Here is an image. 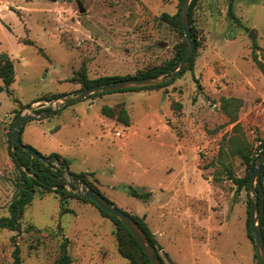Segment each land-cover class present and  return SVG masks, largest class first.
<instances>
[{
  "label": "rangeland",
  "instance_id": "1",
  "mask_svg": "<svg viewBox=\"0 0 264 264\" xmlns=\"http://www.w3.org/2000/svg\"><path fill=\"white\" fill-rule=\"evenodd\" d=\"M229 2L198 0L193 70L168 86L89 94L50 113L63 103L51 95L85 89L83 71L89 78L134 75L172 59L185 38L160 16L176 14L179 0H0V68L8 59L14 65L11 92L0 91V217L19 192L11 139L19 111L40 115L25 123L23 143L46 157L59 153L70 172L93 173L89 179L105 197L145 216L165 264H260L248 191L231 175L247 174L235 151L243 141L257 160L262 150L264 69L254 56L264 66V0H234L238 20ZM225 98L236 101L225 107ZM65 178L70 183L67 172ZM124 184L154 198L132 197ZM189 193L197 195L187 201ZM160 196L167 197L163 208ZM60 202L55 192L38 193L19 230L0 228V264L13 261L15 243L21 264H55L63 236L71 264H132L120 253L115 222L94 203L70 198L65 207L73 212L63 214Z\"/></svg>",
  "mask_w": 264,
  "mask_h": 264
},
{
  "label": "trees",
  "instance_id": "2",
  "mask_svg": "<svg viewBox=\"0 0 264 264\" xmlns=\"http://www.w3.org/2000/svg\"><path fill=\"white\" fill-rule=\"evenodd\" d=\"M234 0H230L229 2V14L232 18H236L233 6H234ZM182 0H179V6H181ZM198 0H192L190 9H189V17L191 22V35L192 38L195 40V51L190 57L188 61L187 69L193 70L194 63H195V57L196 52L199 46L198 39H197V32L192 24V15L194 8L196 6V3ZM160 18L168 23H171L174 28H176L182 36H184L185 40L184 43L181 45L180 48H178L176 54L172 59L167 61L165 64L154 67L153 69L141 71L134 75L128 74V75H115V76H104L99 78H89L85 71L81 72L80 76V83L82 84V88H89L94 85L108 83L112 81H117L121 79H127V78H144V77H154V76H163L170 74L173 70H175L183 55L185 54V51L187 49V40L184 33V28L180 16V10L174 14H168L163 13ZM237 19V18H236ZM238 20V19H237ZM254 59L257 61V63L264 69L263 64L258 60L256 54L254 56ZM4 67L0 68V76L3 78L4 85L0 86L1 90H7L10 91L11 83L14 81V65L10 59L5 60ZM183 70V72L185 71ZM172 82H167L159 85H153V86H145V87H133V88H127L124 90H141V89H154V88H160L164 86H168ZM104 94V93H101ZM101 94H95V95H101ZM64 94H53L51 95V98H59L63 96ZM236 100L233 98L223 99V102L225 104V107L227 104H231L232 102H235ZM240 102V101H239ZM226 109V108H225ZM103 112L109 116H114L113 110L110 107H103ZM19 111L17 112L18 115ZM233 120L236 119V116H234ZM126 124H128V119L126 117L125 119ZM24 131V127L21 131V135ZM261 152L264 151V139H262V145H261ZM17 152H15L16 161L18 164V167L21 171V177L19 181V192L18 195L14 198V200L11 202L9 206V214L7 216H1L0 217V228H6L9 230H19L21 228V221L24 216L26 208L32 203L35 196L38 193L43 192H55L60 199V208L61 213H67V212H73L72 209L65 207V203L70 198H79L82 200H87L92 203H94L100 210V212L104 216L110 217L116 224V236L118 238V244H119V250L123 257L129 259L132 264H152L150 259L148 258L147 254L145 253L144 249L140 245V243L137 241V239L134 237V235L130 232V230L124 225V223L116 218L115 216L110 215L108 212L102 210L95 202L90 200L89 198H84L78 195L75 192L69 191L67 189V185H70L72 188H74V185L70 182L68 183L65 178V173L69 169V160L59 153H51L48 157H55L60 162V166H53L51 164H46L43 161L39 159L32 158V156L21 149L20 147L16 146ZM244 159V162L247 167V174L244 177H235L231 175V179L234 180V182L240 187V188H246L248 191L249 201H248V228L249 233L253 237V232L251 228V197H250V177L251 174L255 168L256 160L257 158L253 156L252 151L248 143L243 141V144L241 147H237L236 150ZM72 175L85 182L87 185H89L93 190L99 192L102 194L100 189L89 179L90 172H80V173H74L71 172ZM264 168L262 175L260 177V181L257 184L256 190L257 195L259 198V224L261 231L263 233L264 237V184H263V178H264ZM123 190H125L130 196L141 199L145 202H148L151 200L153 192L149 189L139 188L135 187L132 184H124L121 186ZM103 195V194H102ZM107 198V197H106ZM108 199V198H107ZM111 201V200H110ZM128 213V212H127ZM129 214V213H128ZM133 219L138 223L140 228L143 230L147 238L150 240L151 244L155 247V249L159 252L162 250V246L158 242L156 235L154 232L150 229L147 222L145 221V216L141 217L139 215H131ZM69 243L70 240L68 237L63 236V240L60 244V253L58 258L56 259L55 264H71L72 263V257L69 253ZM166 256L168 257V253H166ZM163 261V259H162ZM22 263V257H21V249L18 243H15V248L13 251V261L9 264H21ZM165 264V262L163 261Z\"/></svg>",
  "mask_w": 264,
  "mask_h": 264
},
{
  "label": "water",
  "instance_id": "3",
  "mask_svg": "<svg viewBox=\"0 0 264 264\" xmlns=\"http://www.w3.org/2000/svg\"><path fill=\"white\" fill-rule=\"evenodd\" d=\"M192 0H182L180 6V16L184 28V33L186 40L188 41V46L183 55L178 67L173 70L170 74L163 76H154V77H144V78H127L121 79L117 81H112L108 83L94 85L89 88L82 89L77 96L74 97H59L55 100H62L63 103L59 104L57 107H54L50 113H54L57 108L62 107L63 105L76 102L89 94H98L113 90H119L123 88H133V87H145V86H153L159 85L166 82L173 81L186 67L192 53L195 49V40L191 35V26L189 20V9ZM250 36L253 37V31H251ZM3 58H8V54H1ZM54 104V102L52 103ZM31 109V106L28 107ZM34 117H40V115L36 116L30 113H20L16 116L12 132L11 139L13 145L16 147H20L27 153H29L33 158L39 159L44 163H49L50 161H55L58 166L61 165V162L55 157H46L37 151L32 146L26 145L23 143L21 139V131L25 125V123L33 119ZM264 167V151L258 156L257 163L250 177V191L253 196L251 203V228L255 239V244L258 250V256L260 260V264H264V237L259 224V198L257 195V184L260 181V177ZM67 175L70 182L74 185V191L78 195L84 198H89L93 202H95L102 210L108 212L110 215L115 216L120 219L124 225L130 230V232L134 235L137 241L140 243L148 258L152 262V264H164L159 252L155 249V247L151 244L150 240L147 238L143 230L140 228L138 223L133 219V217L119 208L114 202L107 199L101 193L93 190L89 185L84 183L83 181L75 178L70 171L67 170Z\"/></svg>",
  "mask_w": 264,
  "mask_h": 264
},
{
  "label": "crops",
  "instance_id": "4",
  "mask_svg": "<svg viewBox=\"0 0 264 264\" xmlns=\"http://www.w3.org/2000/svg\"><path fill=\"white\" fill-rule=\"evenodd\" d=\"M61 129H62V128H61ZM61 129H60V130H61ZM60 130H59V131H60ZM59 131H58V132H59ZM25 132H26V129H24L23 133H25ZM196 195H197V194H191V193H189V194L186 195V196H187L186 200H187V199L189 200L190 198H193L192 196H196ZM152 197L154 198V195H153ZM166 199H167V197H165V199H164V197H161V196L157 199V201L161 203V207H162V208H163V202H162V201H164V200H166ZM188 200H187V201H188ZM181 203H184V202H181ZM178 207H179V205H178ZM191 216H193V218H194V221H193L194 223H196V222H199V223H200V222H201V221H200V218L198 217V215H196V214H195V215L192 214ZM196 220H197V221H196Z\"/></svg>",
  "mask_w": 264,
  "mask_h": 264
},
{
  "label": "built area",
  "instance_id": "5",
  "mask_svg": "<svg viewBox=\"0 0 264 264\" xmlns=\"http://www.w3.org/2000/svg\"><path fill=\"white\" fill-rule=\"evenodd\" d=\"M116 135H121V132L117 131V132H116Z\"/></svg>",
  "mask_w": 264,
  "mask_h": 264
}]
</instances>
